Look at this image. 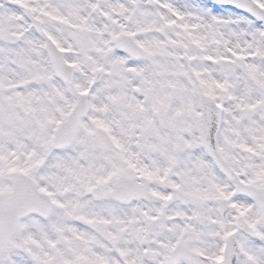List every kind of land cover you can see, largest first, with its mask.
<instances>
[{
    "label": "snow or ice",
    "instance_id": "snow-or-ice-1",
    "mask_svg": "<svg viewBox=\"0 0 264 264\" xmlns=\"http://www.w3.org/2000/svg\"><path fill=\"white\" fill-rule=\"evenodd\" d=\"M0 264H264V0H0Z\"/></svg>",
    "mask_w": 264,
    "mask_h": 264
}]
</instances>
